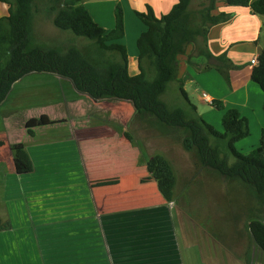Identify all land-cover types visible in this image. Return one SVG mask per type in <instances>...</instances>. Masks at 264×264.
<instances>
[{"label":"trees","instance_id":"16d2710c","mask_svg":"<svg viewBox=\"0 0 264 264\" xmlns=\"http://www.w3.org/2000/svg\"><path fill=\"white\" fill-rule=\"evenodd\" d=\"M216 1L204 0L195 9L192 7L194 0H178L168 14L160 17L155 15L150 5L145 12L137 11L136 15L146 26V31L137 41L136 63L139 72L132 75L129 50L120 42L126 36L121 4L115 10V27L108 32L96 22L82 0H0V3L10 7L9 15L0 19V108L8 100L16 83L26 76L57 75L68 79L78 93L96 102L114 100L129 103L140 120H151L154 125L167 131H182L185 134L184 149L195 152L202 166L216 171L229 181L241 182L256 197L264 199V129L261 130L260 146L250 153H242L237 145L251 135L248 119L238 109L228 108L222 100L213 99L210 105L223 113V130H217L199 115L198 108L190 102L184 81L179 78L180 56L186 55L190 46L194 48L188 56V65L204 72L215 70L228 85H231L232 72L243 68L226 54L215 55L209 47L211 29L233 17L229 13L214 15ZM224 1L230 7L250 8L252 13L264 16V0ZM42 11L53 20L58 30L86 39L88 47L80 46V42L75 46L71 41L51 46L38 43L35 21ZM201 57L206 59L204 66L194 61ZM257 61L252 68L251 80L264 92V49ZM172 83H177L187 102L186 107L171 109L163 100ZM190 112L194 115H190ZM39 123L48 125L47 116L28 121L26 128L30 136H34L33 129ZM125 135L130 139L128 133ZM3 146L4 143L0 141V148ZM11 149L17 174L32 173L34 164L25 145L14 144ZM146 169L156 181L164 200L173 202L177 176L171 162L157 154L147 161ZM156 211L162 215L159 219L161 225L147 228L150 231L148 239L140 242L130 235L126 247L118 246V250L129 246L128 250L134 253H149L145 251L149 245L151 249L158 248L154 246L156 242L150 239H166L172 227L169 209L160 207ZM121 216L118 214L119 222ZM132 216L142 218L145 213L133 212L125 218ZM11 227L9 221L4 222L0 218V232ZM125 230V227H119V238ZM249 230L256 245L264 252V223L258 219L251 220ZM137 245L142 246V252L134 250Z\"/></svg>","mask_w":264,"mask_h":264},{"label":"rangeland","instance_id":"374dc122","mask_svg":"<svg viewBox=\"0 0 264 264\" xmlns=\"http://www.w3.org/2000/svg\"><path fill=\"white\" fill-rule=\"evenodd\" d=\"M200 2L201 0L196 2L195 9L199 8L198 3ZM134 37L135 33L133 32L131 37L129 36L131 47L127 45L130 51L133 49ZM35 38L38 43L49 46L62 45L68 41H71V44L75 46H78L80 42L79 45L86 46L85 48L89 45L86 39L76 38L69 32L58 30L50 19H46L43 11L38 14L35 21ZM261 44L259 48L263 50L264 30L261 35ZM258 51L256 49L251 52ZM180 58V74L182 75L186 68V58L184 56ZM130 73L138 74V68L131 59ZM56 77L59 76L32 74L16 83L9 102L0 110V141L3 140L11 145L22 142L28 148L37 145L36 143H44L43 140L41 142L39 139L32 140L24 130L26 127L24 123L30 118L27 109L32 106V102L35 105L52 99L54 95L56 98L58 96L55 94L56 92H66L68 95L65 96L69 100L68 102L77 99L74 93L78 94L68 79L62 78L63 81H57ZM222 80L226 85L224 86L226 91L231 93L232 77L231 85H228L223 77ZM185 82V90L190 102L198 108L199 115L217 130L222 131L223 113L212 107L211 103L203 98L205 92L211 99L209 92L202 90L198 80L186 79ZM252 83L264 95L261 88L253 81ZM215 87L219 92L221 91L218 83H215ZM222 95L225 96V93L221 92L220 96ZM233 98L232 102L229 99H222V101L227 104L228 108L238 109L249 121L251 135L237 145L242 153L247 154L258 148L261 143V129H264V98L260 102L258 96H252V114L239 109L238 103L235 101L236 97ZM30 99L34 101L38 99L39 102L29 101ZM163 100L171 109L187 106L177 83H172L169 86ZM113 101L104 102L99 106H91V103L85 100L70 104L69 112L72 116H75L74 111L79 114L75 106L82 105L87 109L83 116H77L79 117L77 121L88 126L96 125L90 128L87 126V130L79 132L83 143L80 142L82 144L81 158L76 161L71 157L60 158L63 156L62 150L69 149L70 151L73 143L70 142L71 139L65 140V137H69L70 134L62 132L60 127L63 110L58 112L57 106L52 108L57 111V115L54 117L56 119H54L52 129H46V135L52 137L49 142L54 139L53 144L49 146L53 148L51 154L57 158L56 164L51 165L52 174L67 175L68 179H71L87 173L92 186L96 179L100 182L101 179L108 178L107 184L104 183L103 188L110 187L108 190H114V194L122 203L118 208L122 211L118 214L123 215L120 217V228L125 227L126 230L122 234L124 236L121 235L119 238L121 248L126 247L127 241L131 239L130 235L135 236L136 241L147 240L150 236V231L147 228L161 225L159 219L162 215L156 209L160 207L169 209L172 232L170 230L166 239L160 237L163 239L162 241L150 239V241L156 242L154 246H158V248L151 249L152 247L149 245L145 249L150 254H164L157 258L164 259L166 257V259L165 261L153 259L151 260L152 264H264V252L256 245L249 230L251 220L258 219L264 223V199L256 197L254 192L241 182L229 181L216 171L202 166L195 152L184 149L185 134L182 131H167L154 125L151 120H140L135 116L131 104ZM16 102L19 104L18 108L13 107ZM32 108L34 107L30 109ZM25 115L28 116L25 117ZM190 115L194 114L190 112ZM24 117L25 119H23ZM3 119L5 122L10 120L17 130L8 128V125L4 127L8 128L7 131L3 129ZM97 125L100 126V129ZM116 133H118L117 136ZM126 133L129 134L130 139L125 135ZM6 154L10 156L8 146L5 149L1 147L0 156ZM157 154L165 156L171 162L177 176L175 199L171 203L164 200L158 191L155 180L146 169L147 161ZM60 159L61 161H59ZM7 174L9 172L5 169L0 170L1 216L4 214L3 199ZM90 190L92 189L90 188ZM106 190L104 189V192ZM133 212H143L145 216L125 218L127 214L131 215ZM103 213L109 212L104 211ZM129 245L132 246V243L129 242ZM126 250L128 249L124 248V251ZM134 250L142 252L143 249L142 246L137 245Z\"/></svg>","mask_w":264,"mask_h":264},{"label":"crops","instance_id":"0c3cea01","mask_svg":"<svg viewBox=\"0 0 264 264\" xmlns=\"http://www.w3.org/2000/svg\"><path fill=\"white\" fill-rule=\"evenodd\" d=\"M194 1L192 7H195L196 2L200 0ZM203 1L201 0L200 3ZM177 3L178 0H82V4L90 11L96 22L108 32L115 27L117 5L123 6L126 39L124 38L122 43L131 47L129 36L131 37V33H135L134 50L130 51V48H127L130 59L136 64V67L137 41L146 31V26L138 19L136 12H145L147 6L150 5L154 9L155 15L160 17L168 14ZM9 8V5L0 3V19L9 15ZM220 13H229L233 17L230 21L211 29L209 47L215 55L226 54L236 65L243 66V69L232 72L231 93L226 91L222 76L215 70L204 72L188 65L187 59L193 50V46H190L187 54L184 55L186 68L184 73L179 75V78L184 81L185 85L186 79L198 80L202 90L208 91L212 100L229 99L232 102L235 96L239 109L252 114V96H258L260 102L264 98L262 92L253 85L251 80L254 66L252 60L257 59L263 51L259 46L262 45L261 35L264 30V16L252 13L250 8L230 7L224 0H217L213 14L218 15ZM45 17L53 22L46 14ZM256 49L259 51L251 52L252 50L256 51ZM194 61L204 66L206 59L201 57L195 58ZM56 78L57 81L65 79ZM215 83L221 87L220 92L215 87ZM221 92L225 93V96H220ZM64 93L56 92L55 94L58 95L56 98L54 95L52 99L44 103L34 105L32 102L30 108H34L27 109L30 118L26 120L24 126L29 120H41L43 116H47L49 121L48 125L39 123L33 129L34 136H30L27 128H24L32 140L44 141L43 144L36 143L37 145L30 148L25 145L34 164L32 173L19 175L15 169L14 153L11 146L22 142L11 145L1 140L4 144L6 143L2 148L5 149L8 146L10 149V156L9 154L0 156V170L5 169L9 172L6 175L3 199L4 214L3 216L0 215V218L4 222L9 221L12 227L0 232V264H152L151 260L153 259L165 261L166 257L164 259L157 258L164 255L161 253H134L132 250H118L120 233L118 213L122 212L118 208L122 203L114 194V190H108L110 187L103 188L104 183L107 184L108 178L101 179L100 182L96 179L92 186L87 173L71 179H68L67 175L52 174L51 165L57 162V158L51 154L53 148L49 147L53 144L54 139L49 142L52 137L46 135V129H52L54 119H56L54 117L57 115V111L52 110V108L57 106L58 112L63 110L61 117L58 116L62 119L60 127L62 132L70 134L69 137H65V140L71 139L70 142L73 143V147H70L72 154L69 149L62 150L63 156L60 158L71 157L72 160L76 161L80 160V151H82V144H80L82 138L79 132L87 130L88 126L77 121L79 119L77 116H83L87 109L83 108L82 105L75 106L79 114L74 111L75 116H72L69 112L70 104L79 100L88 101L91 106H99V104L104 103L96 102L80 93H74L77 99L68 102L69 100L65 96L68 94ZM9 98L6 103L9 102ZM29 101L34 100L30 99ZM34 102L39 101L36 99ZM232 105L236 106L235 104ZM18 106L17 102L13 105L14 108H18ZM113 107L115 106L113 105ZM81 110L84 112L82 113ZM6 125L10 129L17 130L10 120L5 122L3 119L2 126L7 131L8 128H4ZM91 126L96 125H90L88 128ZM97 127L100 129V126L97 125ZM104 189H107L106 192ZM104 211L109 213H103ZM127 249H130L129 246Z\"/></svg>","mask_w":264,"mask_h":264},{"label":"built area","instance_id":"2783aa9c","mask_svg":"<svg viewBox=\"0 0 264 264\" xmlns=\"http://www.w3.org/2000/svg\"><path fill=\"white\" fill-rule=\"evenodd\" d=\"M257 63H258L257 59L252 60V65H257ZM203 98L205 100L209 101L210 103L213 101V100L209 99V97L206 94L203 95Z\"/></svg>","mask_w":264,"mask_h":264}]
</instances>
